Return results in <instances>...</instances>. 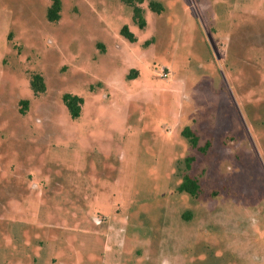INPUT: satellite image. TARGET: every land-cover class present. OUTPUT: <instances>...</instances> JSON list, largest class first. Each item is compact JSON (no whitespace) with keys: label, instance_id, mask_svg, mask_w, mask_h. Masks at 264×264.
<instances>
[{"label":"rangeland","instance_id":"rangeland-1","mask_svg":"<svg viewBox=\"0 0 264 264\" xmlns=\"http://www.w3.org/2000/svg\"><path fill=\"white\" fill-rule=\"evenodd\" d=\"M149 1L0 0V264H264V0Z\"/></svg>","mask_w":264,"mask_h":264},{"label":"trees","instance_id":"trees-1","mask_svg":"<svg viewBox=\"0 0 264 264\" xmlns=\"http://www.w3.org/2000/svg\"><path fill=\"white\" fill-rule=\"evenodd\" d=\"M146 1L147 0H121L124 5L132 9L134 20L141 28H145L146 26V22L144 19V9L142 7V5ZM51 2L52 3L48 9L47 18L51 23H58L61 19L62 2L61 0H51ZM148 6L156 14H162L164 12V7L157 0L149 1ZM123 34L131 41H134V39L128 33L127 28L123 30ZM31 87L35 94L44 93L46 91L44 78L41 75H34L31 82ZM63 101L64 104L72 110L73 115L75 117H78L79 109L83 103V100L77 96L67 94L63 97ZM21 104L23 106V108L21 109V114H25L28 108V101H22ZM183 135L189 139L193 148L201 149L199 148V138L195 133L186 129L183 132ZM206 147H209V143L206 144ZM185 162L187 163V170H189L193 159L188 158L185 160ZM178 190L181 193H186L192 197H197L201 191V186L199 185V182L197 180L186 174L183 177V183L178 188Z\"/></svg>","mask_w":264,"mask_h":264}]
</instances>
